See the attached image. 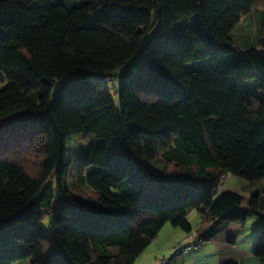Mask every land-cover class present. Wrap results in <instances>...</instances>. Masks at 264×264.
<instances>
[{"label": "trees", "instance_id": "trees-1", "mask_svg": "<svg viewBox=\"0 0 264 264\" xmlns=\"http://www.w3.org/2000/svg\"><path fill=\"white\" fill-rule=\"evenodd\" d=\"M259 7V51L243 52L233 32ZM93 75L116 80L120 113ZM73 137L90 193L63 189ZM230 177L264 180V0H0V264H136L194 211L202 242L257 215L264 261V193L218 195Z\"/></svg>", "mask_w": 264, "mask_h": 264}, {"label": "crops", "instance_id": "crops-1", "mask_svg": "<svg viewBox=\"0 0 264 264\" xmlns=\"http://www.w3.org/2000/svg\"><path fill=\"white\" fill-rule=\"evenodd\" d=\"M253 13L243 18L233 32L237 46L243 52L259 51L258 27L261 19L254 18ZM226 193H233L245 199L254 195H261L264 193V180L250 184L237 177H230L221 187L218 195ZM187 221L192 229L190 234L171 225H166L157 239L138 258L136 264H160L162 259H171L175 244L187 236L190 239L194 237L193 240H190L191 244L197 243L195 238L205 233L208 228L201 226L203 219L197 211L190 213ZM244 231H246V224L221 223L212 234L206 236L207 238L203 240L198 249H193L184 254L175 264H226L229 262L248 264L254 260L253 243L255 244L254 240L258 230L256 234H246ZM262 262L264 263V261Z\"/></svg>", "mask_w": 264, "mask_h": 264}, {"label": "rangeland", "instance_id": "rangeland-1", "mask_svg": "<svg viewBox=\"0 0 264 264\" xmlns=\"http://www.w3.org/2000/svg\"><path fill=\"white\" fill-rule=\"evenodd\" d=\"M57 2H59L60 4H64L65 6L68 7H78L80 5H82L84 3V0H57ZM262 12V8H256L254 13H253V17L256 19H260V15ZM155 13L153 14V20H155ZM196 21H199L200 18L199 16H196V19H194ZM154 32H149L147 34H145L144 38H143V43L141 46V49L139 51L138 57L137 59H141L142 55L144 53H146L149 48L152 46L153 42H154ZM195 64V63H193ZM190 64V65H193ZM137 66L136 63H134L131 67L129 72L127 73V75L120 80L121 81H125L129 78L130 73L134 72L136 70ZM246 72L248 74H254V70L251 67V65L248 63L247 67H246ZM122 75V72L119 74V76L117 78H115L116 80H118V78ZM93 79L101 84H103L104 86H106L110 93H111V97L115 106V109L117 111V113H120V102H119V96L117 94V92L115 91L114 87L116 86V80H104L101 76L99 75H93L92 76ZM61 81H57V83L55 84L54 88H53V92H52V97H51V103L54 102L57 92L60 88L61 85ZM242 87H244L241 84ZM119 85L116 86V88L118 89ZM246 88H250V87H246ZM83 153V140L81 137H73V139L71 140V142L68 143L67 146V156H66V164H67V170L66 173L64 175V179H63V189L64 190H81L87 193L91 192V189L89 187V185L82 180L81 178V174H86V173H81L80 172V160H81V156ZM160 161H157L153 164H150V162H145L144 163V167L149 169L150 171L160 174L161 170H162V166H161ZM88 172V170L86 171ZM48 187H52L54 189V193L55 195L59 192V180H58V175L57 173H55L52 178L49 180L48 184H47V188ZM45 201V200H44ZM55 205V203H54ZM39 210L41 212H45L46 208H44L43 206L39 207ZM42 227L50 232L51 231V223H50V218L49 216H45V219L42 223ZM260 228V219L257 215L252 214L247 223H246V231H244L246 234H252L255 233L258 230L259 231ZM254 234V236H255ZM257 239V236L255 237ZM256 239L254 240L256 242ZM253 248H254V243H253ZM254 260H252L250 263L248 264H262V260H259L257 258H253ZM16 264H33L31 259H27L24 261H20ZM264 264V263H263Z\"/></svg>", "mask_w": 264, "mask_h": 264}, {"label": "built area", "instance_id": "built-area-1", "mask_svg": "<svg viewBox=\"0 0 264 264\" xmlns=\"http://www.w3.org/2000/svg\"><path fill=\"white\" fill-rule=\"evenodd\" d=\"M194 237H192V239H190L189 236H187L185 239L179 241L177 244H175V246L173 247V256L171 259H162L160 261V264H175L177 263L181 257L188 253L189 251L193 250V249H198L200 244L202 243L200 236H197L195 239L197 240V243L195 244H191L190 240H193Z\"/></svg>", "mask_w": 264, "mask_h": 264}]
</instances>
